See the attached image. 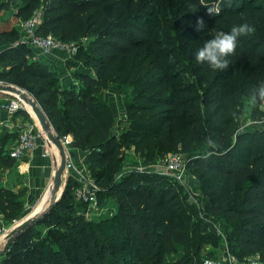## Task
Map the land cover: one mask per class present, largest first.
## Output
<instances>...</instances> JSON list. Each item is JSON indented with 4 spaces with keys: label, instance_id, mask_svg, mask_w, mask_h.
<instances>
[{
    "label": "trees",
    "instance_id": "16d2710c",
    "mask_svg": "<svg viewBox=\"0 0 264 264\" xmlns=\"http://www.w3.org/2000/svg\"><path fill=\"white\" fill-rule=\"evenodd\" d=\"M210 5L200 0H0V13L17 20H29L42 9L37 35L77 44L75 58L90 70L75 72V81L65 87L47 69L44 56L18 44L17 29L0 30V81L29 92L55 133L72 137L74 154H83L95 173L101 207L117 206L99 220H88L70 176L55 206L14 239L0 264H201L219 258L200 259L202 236L220 240L218 229L239 263L255 258L264 263V102H249L264 83V0H224L218 16L207 14ZM110 8L121 9L122 16L108 23ZM201 19L204 27L198 30ZM244 20L254 32L238 39L228 68L213 71L196 62L197 49L216 31H230ZM112 84L127 94L129 126L121 135L104 98ZM247 107L251 112L245 117ZM16 116L29 119L26 111ZM253 121L263 122L262 127ZM17 138L0 128V167L17 166L8 148ZM134 149L146 162L184 152L200 208L171 178L124 171L131 163L126 153ZM25 195L0 189L5 225L23 218ZM43 226L47 233L39 229Z\"/></svg>",
    "mask_w": 264,
    "mask_h": 264
},
{
    "label": "rangeland",
    "instance_id": "374dc122",
    "mask_svg": "<svg viewBox=\"0 0 264 264\" xmlns=\"http://www.w3.org/2000/svg\"><path fill=\"white\" fill-rule=\"evenodd\" d=\"M168 1L172 2L175 0H168ZM200 2L203 3L204 5H208V4L212 5L213 3L216 2V0H200ZM184 11L185 10H183L179 13H177V12H175V13L179 15V14L184 13ZM121 13H122L121 9L110 8L107 22L108 23L114 22L116 19H118L120 16H122ZM22 22H24V21L17 20L15 17L10 16V14H8L7 12L6 13L5 12L0 13V30H1V32L17 29V31L19 32V39H18L19 44L26 39V32L22 26ZM107 22H106V24H108ZM42 59L45 60V63L47 65V69L49 68L50 70H53L54 72H56L58 74V76L61 78V83L64 84L65 87H67L69 84H71L74 81V72H82V71L88 72L90 70L89 68H87L84 65L82 59H76V58H74V61L77 63V64L75 63L76 67L74 66L75 69L71 70L73 67L74 61L69 60L67 52L59 51V52H56V54H54V55L44 56V57H42ZM68 69L70 70L69 73H68ZM185 79H187V76H185ZM65 80L67 82H65ZM182 81H184L183 78H182ZM1 84L13 85V84L4 83V82H2ZM14 86H17V85H14ZM17 87L22 89L30 97H32L31 94L29 92H27L25 89H23L19 86H17ZM125 94L126 93L120 92V89L116 84L110 85V87L104 91V98L112 106V108H113V110L117 116V124H118L117 125L118 126L117 127V133L120 135L129 126V124L126 123L127 115H126V108H125L124 100H126L127 94L126 95ZM15 96L16 95H13V94H7V93L0 92V107L4 103L3 101H1V100H3L2 98H14ZM27 106H28L27 107L28 110L32 113L34 118H36L31 107L29 105H27ZM261 109L264 112V104L261 106ZM250 112H251V109L249 107L245 108V111H244L245 117L249 116ZM8 117H10V116L8 115ZM36 120H37V118H36ZM27 122H29V119L27 120ZM23 123H21L19 125H22ZM249 124H251V121L248 122V125ZM252 124H254L253 126H255V124H256L259 127H262L263 122H257V123H252ZM244 126H246V123L244 124ZM11 132H12V130H11ZM15 134L17 137L18 132L16 130H15ZM12 147L13 146H11V148L9 149L10 152H11ZM54 149H55V147L52 146L53 151H54ZM58 154H59V152H58ZM126 154L129 155V158H130L129 161L131 163H127L125 165L124 171L136 170V171H140V172H143L146 174H152L153 173V174L161 175L160 172H161V170H163L166 167V165L169 161L170 155L175 154V153L171 152V153L165 155L164 158H162L158 161H154V162L143 161L142 157L140 155L136 154L135 149L133 151L127 152ZM178 154L182 155V159L186 163V166H188L187 155L184 152H180ZM74 162H75V165H76L77 170L79 172L72 173V172L66 171L65 183L59 192V195H58L59 197H60L61 193L63 192V190L65 189L67 179L70 176H72L74 179H76V183H77L78 187L75 188V192L77 189L83 187L84 185L91 183L92 181L96 183V180L94 178L95 173L91 172L88 169L87 165L85 164L84 155L79 153V151L74 154ZM22 163H23V160L18 161L17 166L13 170H7V169L0 167V170H1L0 189H5L6 191L14 192V193L26 192V195L23 197V200H24L23 218L19 221L12 223V224L6 225L7 231H10V232L15 228V226L17 224H19L20 222H22L24 219H26L28 217H31V216L32 217H39V216L43 217L45 212L49 209V207L52 203L51 195H52V185H53L54 175H53L52 179L48 181L47 186H45L43 189L40 188L37 191V194L30 195L29 194V187H30L29 185L30 184L28 182L27 176H23L24 174L21 173ZM57 163L59 165L60 161L58 160ZM179 185H181V184H179ZM182 186L184 187L183 188L184 192H186V194L189 195L190 201L193 204H195L197 206V208L199 209L200 208V199H199V193H198L199 189L196 186V179L191 174V172H189L188 167H187L186 181H185V184ZM98 194L99 193H97V196L99 199ZM36 198L38 199L37 200L38 202H36V200H35ZM99 204H100V201H99ZM100 206H101V204H100ZM108 209H111L112 212L117 211L116 203L111 202V205H109V208L103 209V212L97 211L95 209H91L90 213L88 215L89 216L88 218L91 220H99L101 218V216L103 215V213H104V215H106L108 213ZM82 211L83 210H81V212ZM83 212L84 213H82V214L86 215L85 214L86 213V206H85ZM0 224L4 225V222L1 218V215H0ZM39 229H41L42 232L47 233L48 228H46V226H43V227H39ZM218 235L220 237V240L214 234H213V237H207V236L204 237L201 235L203 238L201 240H202V244L204 246V250H203V254H201V256H200V259H204L206 257H210V256H214V255H217L218 257L222 258V256L225 255L227 253V251L230 252L228 241L226 239V235L223 234L222 231H220L219 229H218ZM196 240H200V237L198 236ZM6 244H7V236L0 238V256L5 254V252L9 250V249L5 250ZM195 249H196L195 247L191 248L192 253H196ZM259 260H260V258H259ZM237 264H242V263L238 262Z\"/></svg>",
    "mask_w": 264,
    "mask_h": 264
},
{
    "label": "built area",
    "instance_id": "2783aa9c",
    "mask_svg": "<svg viewBox=\"0 0 264 264\" xmlns=\"http://www.w3.org/2000/svg\"><path fill=\"white\" fill-rule=\"evenodd\" d=\"M43 10L36 11L32 18L22 22V26L26 32V39L20 44L29 45L32 49L39 53L41 56H50L56 54V52L62 51L67 52L69 60H74L78 54V46L75 43H64L52 35L40 36L37 35V29L42 23ZM19 44V43H18ZM2 82L0 81V84ZM4 85V84H3ZM8 94V93H7ZM4 103L0 107V110L6 112L10 118H13L19 111H26L29 114V122L23 125H11L10 130H16L18 132V138L11 149V157L17 161L24 160L32 152H34L40 146L43 148V156L47 158L52 157V144L47 139L45 132L37 122L36 118L28 110L27 104L18 96L14 98H2ZM3 124V123H2ZM3 126V125H1ZM66 151L67 163L66 171L77 173V167L74 162V147L72 137L65 136L60 138ZM161 175L171 178L175 182L181 185L185 184L187 175V166L182 155L175 153L170 155L169 161L166 167L161 170ZM100 188L95 182H91L83 187L79 188L75 192L76 199L83 205L86 206V215H88L91 209L102 211L103 209L99 204L97 193ZM84 213V212H83ZM10 231H7L6 225L0 224V238L6 237ZM238 260L227 251L222 258L210 259L206 258L201 264H237ZM250 264H264L259 258L252 259Z\"/></svg>",
    "mask_w": 264,
    "mask_h": 264
},
{
    "label": "clouds",
    "instance_id": "9594fccd",
    "mask_svg": "<svg viewBox=\"0 0 264 264\" xmlns=\"http://www.w3.org/2000/svg\"><path fill=\"white\" fill-rule=\"evenodd\" d=\"M223 2L224 0H216L212 5L206 6L207 14L218 16ZM203 27V20H198L197 29L199 30ZM253 32L254 27L246 20L243 23L234 24L230 31H216L212 38L206 40L203 46L197 49L195 53L196 62L201 64L206 62L213 71H221L228 68V57L235 54L238 47V39ZM257 99L260 102H264V83H261L258 89L250 96L249 102L255 104ZM252 123H257V121H253Z\"/></svg>",
    "mask_w": 264,
    "mask_h": 264
},
{
    "label": "water",
    "instance_id": "95a60500",
    "mask_svg": "<svg viewBox=\"0 0 264 264\" xmlns=\"http://www.w3.org/2000/svg\"><path fill=\"white\" fill-rule=\"evenodd\" d=\"M0 92L16 95L31 107L34 115L36 116L38 122L42 127V130L45 132L47 139L59 152L60 164L58 165V163H56V170L54 174L52 195H51L52 203L49 209L47 210L49 211L55 206L58 200L59 192L65 183L66 163H67V155H66L65 147L60 137L55 133L46 113L34 98L30 97L26 92H24L22 89L14 85L0 84ZM47 211L45 213H47ZM40 218L41 216L39 217L31 216L24 219L19 224H17L15 228L7 235V244L5 246V250L9 249V247L12 245L14 239L17 236L24 233L31 226L37 224Z\"/></svg>",
    "mask_w": 264,
    "mask_h": 264
},
{
    "label": "crops",
    "instance_id": "0c3cea01",
    "mask_svg": "<svg viewBox=\"0 0 264 264\" xmlns=\"http://www.w3.org/2000/svg\"><path fill=\"white\" fill-rule=\"evenodd\" d=\"M75 67H72L71 70L75 69ZM69 72L70 70L68 69V73ZM65 82L67 81L65 80ZM26 122L27 121L23 116L10 118L6 112L0 110V128L3 131L8 132V134H15V130L11 132L9 126L19 125L21 123L25 124ZM11 146H13V143L8 145L9 148H11ZM58 160L60 161V156L56 148L54 151L52 150V157L48 159L47 157L43 156V148L41 146L23 160L21 173L24 174L23 176H27L28 182L30 184V195L37 194V191L40 188L43 189L45 186H47L48 181L52 179L55 173L56 163ZM35 200L38 202L37 198Z\"/></svg>",
    "mask_w": 264,
    "mask_h": 264
},
{
    "label": "snow or ice",
    "instance_id": "6c2138e0",
    "mask_svg": "<svg viewBox=\"0 0 264 264\" xmlns=\"http://www.w3.org/2000/svg\"><path fill=\"white\" fill-rule=\"evenodd\" d=\"M39 211V210H38Z\"/></svg>",
    "mask_w": 264,
    "mask_h": 264
}]
</instances>
